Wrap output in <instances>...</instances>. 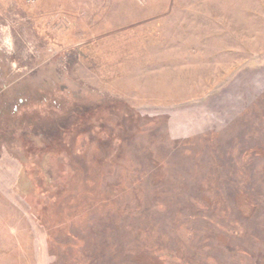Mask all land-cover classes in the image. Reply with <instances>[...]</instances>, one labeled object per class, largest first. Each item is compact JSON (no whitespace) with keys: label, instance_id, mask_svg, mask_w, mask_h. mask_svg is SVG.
I'll return each instance as SVG.
<instances>
[{"label":"rangeland","instance_id":"obj_1","mask_svg":"<svg viewBox=\"0 0 264 264\" xmlns=\"http://www.w3.org/2000/svg\"><path fill=\"white\" fill-rule=\"evenodd\" d=\"M0 264H264V0H0Z\"/></svg>","mask_w":264,"mask_h":264}]
</instances>
